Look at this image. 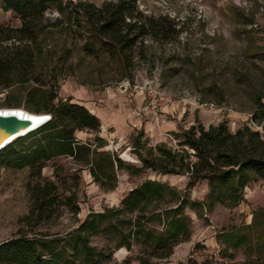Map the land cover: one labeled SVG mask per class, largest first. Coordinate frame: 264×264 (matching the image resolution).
<instances>
[{
    "label": "trees",
    "instance_id": "obj_1",
    "mask_svg": "<svg viewBox=\"0 0 264 264\" xmlns=\"http://www.w3.org/2000/svg\"><path fill=\"white\" fill-rule=\"evenodd\" d=\"M0 3L3 11L12 12L21 23L17 29L0 27V88L33 83L25 88L23 105L6 104L1 108H21L50 116L34 132L0 151V168H28L30 176L37 179L28 184L31 207L21 219L25 227L37 231L32 234L21 231L1 242L0 264H102L111 259L112 253L98 251L91 239L103 235L116 242V250L131 251L137 246L138 264L166 260L174 247L190 240L191 220L187 210L203 219L216 205L235 208L242 203L243 191L250 183L264 182V136L247 125L232 133L225 121L207 128L196 121L188 129L170 133L173 146L166 143L150 146L143 140L141 130L131 151L139 163L135 165L103 150L107 142L98 136L100 121L95 115L69 99L58 98L53 88L40 86L36 79H28L22 73L42 55L34 51L32 43L43 32L42 22L49 10L66 17L83 34L82 51L87 56L106 58L120 79L129 81L137 61L146 59L147 39L157 43L177 40L181 31L172 20L142 15L133 0L108 1L101 6L86 0L75 4L63 0H0ZM237 18L242 26H250L239 31L246 41L247 57L264 62V48L256 41L252 19L242 13ZM7 42H11L10 46H4ZM17 75L21 79L17 80ZM262 98L264 95L254 97L258 112H252L250 119L262 123L264 131ZM36 103L39 108L33 110ZM76 132L93 134L92 142L78 140ZM56 158H70L80 171L86 169L92 183L103 192L117 187V174L121 170L181 176L186 183L178 190L166 183L146 180L130 190L118 207L89 212L75 227L51 233L52 210L58 208L59 199H63L62 206L72 217L79 213L75 193L62 198L57 184L40 176L45 164ZM202 182L207 184V193L200 203L189 195ZM153 219L161 222V229L147 225ZM215 240L223 246L221 256L231 258L229 251H242L247 257L244 264H264V210L255 211L248 225L219 232Z\"/></svg>",
    "mask_w": 264,
    "mask_h": 264
},
{
    "label": "rangeland",
    "instance_id": "obj_2",
    "mask_svg": "<svg viewBox=\"0 0 264 264\" xmlns=\"http://www.w3.org/2000/svg\"><path fill=\"white\" fill-rule=\"evenodd\" d=\"M108 1L114 0H86L95 6ZM133 1L142 15L154 19L167 17L181 32L173 43H157L147 39L146 59L137 61L131 81L120 79L106 58L87 56L82 51L83 34L55 10L45 14L42 22L44 30L32 43L34 51L42 55L37 56L34 64L22 73L28 74H25L28 79H36L40 86L53 88L60 99L90 103L95 98L103 101L120 97L126 100L129 111L140 104L145 88L159 90L166 100L162 112L167 122H175L177 128L165 131L164 125L156 127L148 122L149 130L143 132V140L150 146L159 143L173 146L175 142L170 133L178 132L180 128L188 129L196 125V121L205 128L225 121L232 133L245 126L252 112H258L254 97L264 95V62L247 57L246 41L239 31L250 26H242L237 15L242 13L247 19H252L256 41L264 48V0ZM20 26L19 19L12 12L3 11L0 3V27L17 29ZM10 43L4 46H10ZM25 44L22 42V45ZM21 77L17 75L16 79ZM32 84L30 81L22 87L0 88V111L27 113L36 117L48 115L33 114L21 108H1L6 104L23 105L25 88ZM261 102L264 104V98ZM32 107L38 110L39 104ZM113 109V112L120 109V104H114ZM126 126L128 129L122 132L120 138L108 136L107 146L103 150L117 154L124 162L139 165L131 151L135 137L141 130L132 128L129 123ZM261 135L264 136V131ZM79 137L82 142H92L94 135L85 133ZM122 154L132 161L126 160ZM87 173L86 169L80 171L79 165L70 158L53 159L41 170V178L57 184L62 198L75 193L79 209V213L72 217L63 208V199H59L58 208L52 210L49 232L69 230L89 212L118 207L130 190L146 180L166 183L178 190H182L186 183L181 176H160L152 172L133 174L121 170L117 174V187L111 192H103L96 185L86 182ZM35 181L36 177L30 176L28 168H0V242L21 231L27 234L37 231V228H27L21 222L31 207L28 184ZM205 183H199L192 189L189 195L191 200L203 201V195L207 193ZM258 209L264 210V184L261 182L250 183L243 191L242 203L235 208L226 209L216 205L212 213L203 219H197L193 212L187 210L186 214L191 220L190 240L174 247L168 259L156 260L152 264H244L247 257L242 251H229L231 258L221 256L219 252L223 246L216 242L215 236L221 231L250 224L252 214ZM147 225L162 228L157 219L150 220ZM45 227L41 228L42 231H45ZM115 243L105 235L91 239V244L98 251L112 253L111 259L102 264H138L137 246H133L131 251L116 250Z\"/></svg>",
    "mask_w": 264,
    "mask_h": 264
},
{
    "label": "crops",
    "instance_id": "obj_3",
    "mask_svg": "<svg viewBox=\"0 0 264 264\" xmlns=\"http://www.w3.org/2000/svg\"><path fill=\"white\" fill-rule=\"evenodd\" d=\"M122 89L123 88H121V90ZM73 103H76V104H79L85 107L91 114L95 115L99 119L100 132L98 133V136L105 141H108V136H112L111 138H114V137L120 138V136H122V132H125V130L128 129V126L126 125L127 123H130V120L127 119L129 108H126L128 104L125 99L118 97L117 99L101 101L99 100V98H95L94 101L90 103H80L77 101H74ZM116 103L120 104V109L117 110L118 113H116L117 111L113 112L114 111L113 107H114V104ZM147 123L148 122L135 121V125L138 127L139 130H142L143 132H146L149 130ZM163 125L165 126L164 127L165 131L176 130L177 128V124L175 122H167V117H166V122ZM108 130H112V131L108 132ZM84 135H85V132L75 133V137L78 140H80L79 136H84ZM122 157H124L126 160L132 161V159H130L125 154H122ZM86 178H87L86 182L93 184L92 179L89 174L88 176H86ZM261 183L264 184V182H261ZM204 185H205V188H207V184L205 183Z\"/></svg>",
    "mask_w": 264,
    "mask_h": 264
},
{
    "label": "built area",
    "instance_id": "obj_4",
    "mask_svg": "<svg viewBox=\"0 0 264 264\" xmlns=\"http://www.w3.org/2000/svg\"><path fill=\"white\" fill-rule=\"evenodd\" d=\"M144 92L140 104L132 108L127 114V119L130 120V126L132 128H138L135 125V121L142 122L143 120L153 123L156 127L165 124L166 117L162 112V108L166 105L165 97L159 90L152 87L145 88ZM246 125L256 132H263L262 123H256L250 117Z\"/></svg>",
    "mask_w": 264,
    "mask_h": 264
},
{
    "label": "water",
    "instance_id": "obj_5",
    "mask_svg": "<svg viewBox=\"0 0 264 264\" xmlns=\"http://www.w3.org/2000/svg\"><path fill=\"white\" fill-rule=\"evenodd\" d=\"M45 122H47V120ZM40 123L41 121L39 120H33L15 113H0V142L4 141L0 146L5 143L9 144L13 139L17 140L34 132V129L37 128ZM7 144H5V146Z\"/></svg>",
    "mask_w": 264,
    "mask_h": 264
},
{
    "label": "bare ground",
    "instance_id": "obj_6",
    "mask_svg": "<svg viewBox=\"0 0 264 264\" xmlns=\"http://www.w3.org/2000/svg\"><path fill=\"white\" fill-rule=\"evenodd\" d=\"M0 113H2V114H11V113H13L12 111H0ZM18 115H22V116H25V117H28V118H31V119H33V120H39V121H41V123H40V125L38 126V127H40V126H42L44 123H46L45 121L47 120V116H45V117H36V116H33V115H29V114H27V113H20V112H18ZM37 127V128H38ZM36 129V128H35ZM15 139H13V140H11L10 142H9V144L10 143H12L13 141H14ZM4 141H2V142H0V144H2ZM5 144H7V143H5ZM5 144H3V145H1L0 146V151L2 150V149H4L6 146H8L9 144H7L6 146H5Z\"/></svg>",
    "mask_w": 264,
    "mask_h": 264
}]
</instances>
